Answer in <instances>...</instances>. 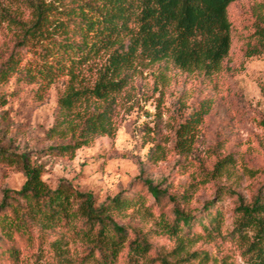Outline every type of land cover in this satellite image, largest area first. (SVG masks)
Listing matches in <instances>:
<instances>
[{
    "label": "trees",
    "instance_id": "trees-1",
    "mask_svg": "<svg viewBox=\"0 0 264 264\" xmlns=\"http://www.w3.org/2000/svg\"><path fill=\"white\" fill-rule=\"evenodd\" d=\"M237 1L14 0L17 8L1 13L14 46L0 63V86L12 80L34 86L35 99L42 102L53 85L63 82L46 132L52 143L47 154L73 158L96 140L117 134L122 115L135 103L134 82L144 71L159 65L208 79L219 75L232 52L229 10ZM263 10L264 3L254 11V32L243 48L247 58L264 55ZM7 103L0 93V110ZM213 105L211 98L200 100L176 128L181 156L192 153ZM165 154L158 145L152 158L158 162ZM227 161L220 158L212 171L177 193L144 179L147 195L120 192L99 202L93 193L65 182L49 187L43 165L9 149L0 137V166L25 176L23 187L5 190L0 201V264L190 263L200 256L192 251L195 244L227 237L223 214L212 202L202 215L190 209L202 187L222 178ZM155 208L161 212L158 232L175 244L166 254L154 252L149 231L132 225L153 217ZM234 214L230 235L242 256L249 264H264V181L249 203L238 197ZM204 260H209L206 253Z\"/></svg>",
    "mask_w": 264,
    "mask_h": 264
},
{
    "label": "rangeland",
    "instance_id": "rangeland-1",
    "mask_svg": "<svg viewBox=\"0 0 264 264\" xmlns=\"http://www.w3.org/2000/svg\"><path fill=\"white\" fill-rule=\"evenodd\" d=\"M263 3L264 0H238L231 6L233 47L219 75L208 79L175 69L164 70L159 65L144 71L134 82L135 103L122 115L117 134L96 140L75 157L47 154L52 143L46 140V132L54 123L63 82L53 85L42 102L35 99L34 86L15 80L1 85L0 93L6 95L8 103L0 110V137L9 149L25 153L43 165V180L49 187L65 182L79 192L93 193L99 202L120 192L130 196L142 191L147 195L141 184L144 179L162 184L171 194L177 193L193 179H200L201 173L212 171L220 158L227 157L222 178L202 187L190 205L194 214L202 215L205 205L212 202L213 209L223 214L227 237L217 243L195 244L192 251H200V256L187 264H249L237 238L230 233L238 197L249 203L264 181V55L247 58L243 52L254 32V11ZM16 8L14 0H0V63L14 46L12 32L1 13ZM205 98L213 99L212 111L192 153L181 156L175 147V130ZM158 145L166 154L155 162L152 153ZM24 183L20 170L1 165L0 201L5 190L18 191ZM225 190L229 192L218 202L219 194ZM148 198V203H153ZM160 213L155 208L153 217L132 225L149 231L154 252L166 254L175 244L158 232Z\"/></svg>",
    "mask_w": 264,
    "mask_h": 264
}]
</instances>
